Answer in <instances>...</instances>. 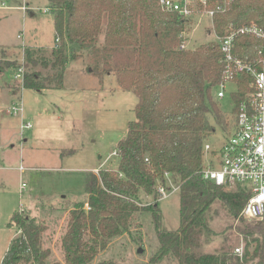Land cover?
<instances>
[{"label":"trees","instance_id":"obj_1","mask_svg":"<svg viewBox=\"0 0 264 264\" xmlns=\"http://www.w3.org/2000/svg\"><path fill=\"white\" fill-rule=\"evenodd\" d=\"M206 1L210 7L217 0ZM48 10L54 26L53 71L42 76L26 70L23 87L62 88L68 61L85 56L90 71L115 73L119 85L137 96L134 119L117 143L116 167L99 168L88 181L86 202H74L68 210L60 241L62 261L48 262L50 250L42 246L46 225L16 210L8 224L19 234L11 239L0 264H92L109 240L127 232L136 213L143 210L151 212L158 240L149 264L168 256L176 264H242L250 259L264 264L263 224L239 227L245 236L243 261L230 250H201L203 240L213 233L205 220L211 204L220 200L235 217L249 197L241 187L224 189L199 174L203 146L214 124L225 126L236 117V104L245 90L241 78L232 95L231 114L223 113L212 99L222 73L217 42L177 48L190 18L163 9L159 0H48ZM211 19L218 36L251 22L264 30V0H232ZM235 44L234 53L245 60L264 48L262 40L249 35L238 36ZM32 49H26L25 57L35 63ZM164 172L179 183V226L174 230L160 228L157 201L141 205L139 199L141 192L156 194L155 183ZM256 232L263 233L262 240L253 237Z\"/></svg>","mask_w":264,"mask_h":264},{"label":"rangeland","instance_id":"obj_2","mask_svg":"<svg viewBox=\"0 0 264 264\" xmlns=\"http://www.w3.org/2000/svg\"><path fill=\"white\" fill-rule=\"evenodd\" d=\"M5 1L17 6L23 0ZM26 1L36 6L30 10L32 13L28 11L24 15L21 10L0 9V66L3 67L0 70V260L11 236L17 232V227L8 224L10 214L22 208V213L46 225L42 246L50 250L48 262L62 261L60 241L68 210L74 202L87 200L88 181L98 175L99 168L116 167L115 149L126 134L127 123L134 119L137 96L119 85L115 73L90 71L85 56L68 61L62 88L39 91L22 87L11 63H23L25 71L46 76L53 71L50 51L55 45L48 0ZM191 3L194 13L183 35L187 48L216 42L212 19L203 11L200 0H191ZM98 41H102L101 36ZM28 47L35 51L32 53L35 63L26 60ZM240 83L243 88L246 80ZM232 87L221 100L216 98L215 88L212 90V99L225 114H231L235 107L230 93ZM18 99L22 100V117L31 123L28 129L21 130L19 116L9 112ZM233 119L229 118L225 126L214 124L215 130L207 140L211 146L221 145L224 134L233 126ZM20 166L23 169L20 170ZM22 182L25 187L20 189ZM155 195L141 192V205L157 201L160 228L176 229L179 226L178 192L161 200ZM205 220L213 233L203 240V252H234L240 242L245 249V236L239 227L259 225L239 213L232 216L220 200L211 204L205 212ZM253 237L262 240L263 233L256 232ZM157 247L152 214L143 210L136 213L127 232L109 240L92 264H149ZM248 249L251 251L253 244ZM245 263L256 264L257 259ZM154 264H176V260L168 256Z\"/></svg>","mask_w":264,"mask_h":264},{"label":"built area","instance_id":"obj_3","mask_svg":"<svg viewBox=\"0 0 264 264\" xmlns=\"http://www.w3.org/2000/svg\"><path fill=\"white\" fill-rule=\"evenodd\" d=\"M231 1L217 0L209 7L206 0H200V4L205 14L212 18L214 13L224 11ZM159 4L163 9L176 11L185 18H190L194 13L191 0H159ZM1 6L8 8L5 2H1ZM17 8L23 12L34 9L29 7L26 0ZM240 35H249L264 42V30L255 22L228 31L225 35L216 36L222 53V73L214 87L216 98L223 99L230 90L229 87L233 85L230 92L232 98L239 90L238 81L241 78L246 80V84L243 97L236 104L234 124L231 130L224 134L221 145L214 148L208 142L204 144L203 163L199 174L204 181L224 189L238 186L249 193L239 216L255 222L264 213V48L257 51L255 58L245 60L238 57L234 51L236 39ZM177 48H187L185 40L180 42ZM24 72V65L20 63L16 68L15 77L19 79L22 87ZM233 102L235 103L234 100ZM22 110V100L18 99L9 111L14 116H20L21 130L31 127V123L23 119ZM19 168L23 169L22 166ZM24 187L25 183L22 182L20 189ZM178 190L179 183L168 172H164L163 179H158L155 183L158 200L167 198ZM85 208H88L87 204ZM243 252V243L240 242L234 247V253L241 261Z\"/></svg>","mask_w":264,"mask_h":264},{"label":"crops","instance_id":"obj_4","mask_svg":"<svg viewBox=\"0 0 264 264\" xmlns=\"http://www.w3.org/2000/svg\"><path fill=\"white\" fill-rule=\"evenodd\" d=\"M1 2H5V4H6V6H8V8L7 7H3V6H1ZM22 4V3H21ZM21 4H19V5H17V6H10V5H8L7 3H6V1L5 0H0V9H3V10H21V9H19V8H17V7H19ZM29 7H32V8H36V6H30L29 5ZM22 11V10H21ZM28 12V11H27ZM27 12H23L22 11V13L25 15ZM29 13H32L31 11H29ZM15 68V67H14ZM9 90H10V92L11 93H13L12 92V89L9 87ZM19 118V125H20V122H21V119H20V116L18 117ZM24 119V118H23ZM25 120V119H24ZM72 150V149H71ZM94 170H96L95 168H94ZM19 188H20V185H19ZM86 202V201H85ZM19 211H20V208L18 209ZM14 211H16V210H13L12 211V213L14 212ZM12 213L10 214V217H11V215H12ZM19 234V230H18V228H17V232H16V235H14V236H11L12 238H14V237H16L17 235ZM11 238V239H12ZM11 239H10V241H11ZM10 243V242H9ZM7 247H8V245H7ZM7 247H6V249H7ZM6 251V250H5ZM4 251V252H5ZM4 254V253H3ZM3 256V255H2ZM1 259H2V257H1ZM1 261V260H0Z\"/></svg>","mask_w":264,"mask_h":264},{"label":"water","instance_id":"obj_5","mask_svg":"<svg viewBox=\"0 0 264 264\" xmlns=\"http://www.w3.org/2000/svg\"><path fill=\"white\" fill-rule=\"evenodd\" d=\"M256 224H264V213L255 221Z\"/></svg>","mask_w":264,"mask_h":264}]
</instances>
